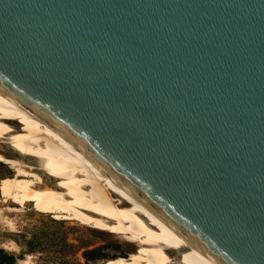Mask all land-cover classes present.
Instances as JSON below:
<instances>
[{"label": "water", "instance_id": "95a60500", "mask_svg": "<svg viewBox=\"0 0 264 264\" xmlns=\"http://www.w3.org/2000/svg\"><path fill=\"white\" fill-rule=\"evenodd\" d=\"M0 88L221 264H264V0H0Z\"/></svg>", "mask_w": 264, "mask_h": 264}, {"label": "bare ground", "instance_id": "6f19581e", "mask_svg": "<svg viewBox=\"0 0 264 264\" xmlns=\"http://www.w3.org/2000/svg\"><path fill=\"white\" fill-rule=\"evenodd\" d=\"M0 163L10 167L13 189L25 202L36 204L37 212L116 236L133 248L128 257L109 264H221L105 172L64 130L2 88ZM20 212L0 208V224L9 233L14 223L5 216ZM13 243L3 242L0 248L15 253ZM16 264H32L31 257Z\"/></svg>", "mask_w": 264, "mask_h": 264}, {"label": "rangeland", "instance_id": "374dc122", "mask_svg": "<svg viewBox=\"0 0 264 264\" xmlns=\"http://www.w3.org/2000/svg\"><path fill=\"white\" fill-rule=\"evenodd\" d=\"M3 150L10 154L9 149ZM13 175L10 167L0 163V208H21L20 213L5 216L14 223L13 233L0 224V245L14 242L17 246L15 253L0 248L14 259V264L26 256L31 257L32 264H109L133 251L116 236L76 222L55 221L51 215L37 212L36 204L25 202L13 189L16 182Z\"/></svg>", "mask_w": 264, "mask_h": 264}, {"label": "trees", "instance_id": "16d2710c", "mask_svg": "<svg viewBox=\"0 0 264 264\" xmlns=\"http://www.w3.org/2000/svg\"><path fill=\"white\" fill-rule=\"evenodd\" d=\"M0 264H14V259L0 250Z\"/></svg>", "mask_w": 264, "mask_h": 264}]
</instances>
